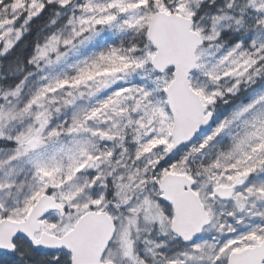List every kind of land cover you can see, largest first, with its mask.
Instances as JSON below:
<instances>
[{
	"label": "snow or ice",
	"instance_id": "obj_1",
	"mask_svg": "<svg viewBox=\"0 0 264 264\" xmlns=\"http://www.w3.org/2000/svg\"><path fill=\"white\" fill-rule=\"evenodd\" d=\"M0 264H264V0H0Z\"/></svg>",
	"mask_w": 264,
	"mask_h": 264
}]
</instances>
